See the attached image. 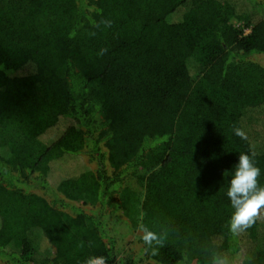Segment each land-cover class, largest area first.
Returning <instances> with one entry per match:
<instances>
[{"label": "trees", "instance_id": "16d2710c", "mask_svg": "<svg viewBox=\"0 0 264 264\" xmlns=\"http://www.w3.org/2000/svg\"><path fill=\"white\" fill-rule=\"evenodd\" d=\"M252 55L264 0H0V264H181L221 238L264 264V221L226 228L240 153L264 186ZM141 213L176 230L155 257Z\"/></svg>", "mask_w": 264, "mask_h": 264}, {"label": "clouds", "instance_id": "9594fccd", "mask_svg": "<svg viewBox=\"0 0 264 264\" xmlns=\"http://www.w3.org/2000/svg\"><path fill=\"white\" fill-rule=\"evenodd\" d=\"M101 24L105 27H111L112 21L102 19L94 26L99 28ZM95 35V32L90 33ZM107 48H102L98 55H104ZM236 136L242 140H247L248 136L240 128H234ZM251 154L240 153L238 162L234 165L231 178L227 188V197L233 211L226 221V228L233 241L244 236L257 221H264V186L259 183L261 170L256 166L255 156ZM143 213L139 216L138 231L142 234L140 239L144 244V253L155 257L159 255V250L166 246L170 235L176 230L171 226H163L159 231L151 230L143 223ZM83 241L79 242L77 247L82 248ZM252 264L253 257L242 248H233L225 251L223 248V239H210L204 242L197 241L192 253L183 254L181 264ZM84 264H108L105 256H91Z\"/></svg>", "mask_w": 264, "mask_h": 264}, {"label": "rangeland", "instance_id": "374dc122", "mask_svg": "<svg viewBox=\"0 0 264 264\" xmlns=\"http://www.w3.org/2000/svg\"><path fill=\"white\" fill-rule=\"evenodd\" d=\"M249 59L251 60V62H257L258 64L260 65H263L264 66V56H261V55H255V56H250ZM264 117V115H263ZM246 130V129H245ZM259 141V139L257 138V140H253V143L256 144L257 142ZM77 205H80L79 202H76ZM140 235V232L137 231L135 233V235L130 238V240H132L134 237H138ZM153 264H158V263H153Z\"/></svg>", "mask_w": 264, "mask_h": 264}]
</instances>
